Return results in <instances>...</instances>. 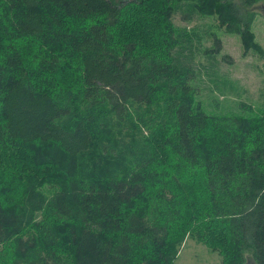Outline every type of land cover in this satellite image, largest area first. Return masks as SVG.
<instances>
[{
    "label": "trees",
    "instance_id": "obj_1",
    "mask_svg": "<svg viewBox=\"0 0 264 264\" xmlns=\"http://www.w3.org/2000/svg\"><path fill=\"white\" fill-rule=\"evenodd\" d=\"M241 1L0 0V264H264V109L208 112L173 20L264 56Z\"/></svg>",
    "mask_w": 264,
    "mask_h": 264
},
{
    "label": "rangeland",
    "instance_id": "obj_2",
    "mask_svg": "<svg viewBox=\"0 0 264 264\" xmlns=\"http://www.w3.org/2000/svg\"><path fill=\"white\" fill-rule=\"evenodd\" d=\"M235 1L242 4L241 0ZM261 3L257 0L251 6L254 12L250 24L255 40L264 49ZM247 9L250 11V7ZM182 10L173 16L182 40L177 54L196 71L195 90L202 106L213 113L248 111V105L264 109V56L252 49L243 51L238 32L217 25L214 16L194 14L188 19ZM184 239L171 264H221L217 251L189 235ZM248 261L246 258V264Z\"/></svg>",
    "mask_w": 264,
    "mask_h": 264
}]
</instances>
